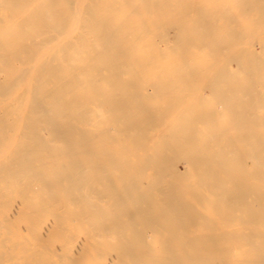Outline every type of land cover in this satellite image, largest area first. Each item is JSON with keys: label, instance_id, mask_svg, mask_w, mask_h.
Returning a JSON list of instances; mask_svg holds the SVG:
<instances>
[{"label": "bare ground", "instance_id": "obj_1", "mask_svg": "<svg viewBox=\"0 0 264 264\" xmlns=\"http://www.w3.org/2000/svg\"><path fill=\"white\" fill-rule=\"evenodd\" d=\"M0 264H264V0H0Z\"/></svg>", "mask_w": 264, "mask_h": 264}, {"label": "rangeland", "instance_id": "obj_2", "mask_svg": "<svg viewBox=\"0 0 264 264\" xmlns=\"http://www.w3.org/2000/svg\"><path fill=\"white\" fill-rule=\"evenodd\" d=\"M171 36L174 37V32H171Z\"/></svg>", "mask_w": 264, "mask_h": 264}]
</instances>
